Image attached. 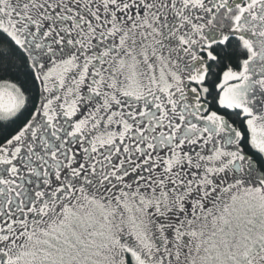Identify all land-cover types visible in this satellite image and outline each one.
Masks as SVG:
<instances>
[{
	"label": "snow or ice",
	"instance_id": "obj_1",
	"mask_svg": "<svg viewBox=\"0 0 264 264\" xmlns=\"http://www.w3.org/2000/svg\"><path fill=\"white\" fill-rule=\"evenodd\" d=\"M0 264H264V0H0Z\"/></svg>",
	"mask_w": 264,
	"mask_h": 264
}]
</instances>
